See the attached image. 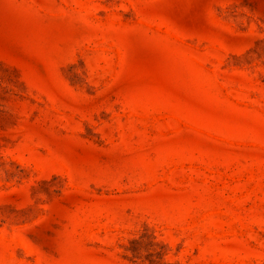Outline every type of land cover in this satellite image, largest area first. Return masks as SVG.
I'll list each match as a JSON object with an SVG mask.
<instances>
[{
    "label": "rangeland",
    "instance_id": "obj_1",
    "mask_svg": "<svg viewBox=\"0 0 264 264\" xmlns=\"http://www.w3.org/2000/svg\"><path fill=\"white\" fill-rule=\"evenodd\" d=\"M0 264H264V0H0Z\"/></svg>",
    "mask_w": 264,
    "mask_h": 264
}]
</instances>
